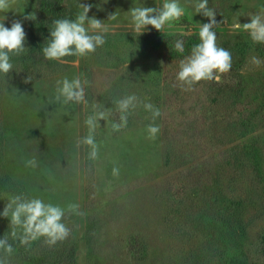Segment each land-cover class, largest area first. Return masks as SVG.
Returning a JSON list of instances; mask_svg holds the SVG:
<instances>
[{
  "label": "rangeland",
  "instance_id": "obj_1",
  "mask_svg": "<svg viewBox=\"0 0 264 264\" xmlns=\"http://www.w3.org/2000/svg\"><path fill=\"white\" fill-rule=\"evenodd\" d=\"M164 2L15 0L0 13L6 27L20 20L27 34L26 52L0 74V213L13 196L38 198L64 208L70 229L54 246L43 237L23 245L22 229L13 238L10 214L0 215V239L13 249H0L5 264H264V44L232 27L264 17V0H209L224 21L214 31L232 67L220 82L190 89L177 74L208 22L196 14V0H179L185 15L162 32L132 30V7ZM80 3L109 25L106 43L86 57H65L67 63L46 60L53 21L74 20ZM30 13L35 20L24 19ZM113 13L117 19L107 21ZM75 77L88 81V103L57 102V81ZM131 95L137 107L113 131L116 101ZM145 103L161 115L153 120ZM93 105L110 110L94 133L95 160L87 145L77 146L88 135ZM150 124L161 129L155 139L148 138ZM32 159L36 166H27ZM69 204L83 214L68 212Z\"/></svg>",
  "mask_w": 264,
  "mask_h": 264
},
{
  "label": "clouds",
  "instance_id": "obj_2",
  "mask_svg": "<svg viewBox=\"0 0 264 264\" xmlns=\"http://www.w3.org/2000/svg\"><path fill=\"white\" fill-rule=\"evenodd\" d=\"M15 0H0V13L10 11ZM209 0H196L194 4L196 14L207 18V23L200 24L199 40L200 43L193 46L191 54L180 62L177 79L182 85L190 89L193 85L201 81L220 82L221 74H226L232 67L231 53L217 44V34L214 29L224 21L216 20V11L208 7ZM81 11L77 13L74 20L67 18L53 21L50 30V38L45 47L42 48L43 57L46 60H56L67 63L64 58L69 56L86 57L95 53L98 47L105 43V34L110 31V27L104 21L95 16L89 17L91 10L90 4L80 3L78 6ZM131 17L132 30L140 35L145 32L148 26L162 32L166 26L179 21L185 15V9L180 5L179 0H165L161 7L135 6L128 12ZM249 23H235L234 30L247 31L253 42L264 44V17L260 14L250 16ZM3 19L0 20V74L7 76L13 70L11 57L20 56L26 52L25 40L26 32L22 21L13 20L11 27H6ZM24 19L35 20L34 13H30ZM117 19V14H109L107 21ZM175 48L183 52V44L177 41ZM252 63L259 66V59L253 57ZM32 80L30 76L25 79V83ZM88 81L75 77L72 80L64 78L57 81V95L55 100L64 104H87L85 99V85ZM186 89V90H187ZM138 98L135 95L127 96L116 101L120 112L119 123H112L113 131H119L127 125V116L130 110L137 107ZM97 105H93V115L87 117L85 124L88 128V135L77 141L90 148L89 158H98V145L95 141L94 133L100 127L99 121H107L110 115L109 109L96 110ZM145 110L152 112L153 120L161 115L159 109L151 103L143 105ZM160 127L150 124L147 127L148 138L155 139L160 132ZM35 159L27 161V166L35 167ZM113 175H119V168H113ZM67 211L82 215L78 204H69ZM10 214V218H9ZM66 210L60 206L45 204L41 199H27L22 195L13 196L5 205L3 212L0 213L5 218L10 219L12 226L11 236L17 238V228L22 229V235L18 238L23 245L41 237L45 238V243L54 246L57 242L64 241L70 235V229L63 223ZM0 249L12 253L11 244L7 238L0 239ZM0 264H5L0 260Z\"/></svg>",
  "mask_w": 264,
  "mask_h": 264
}]
</instances>
